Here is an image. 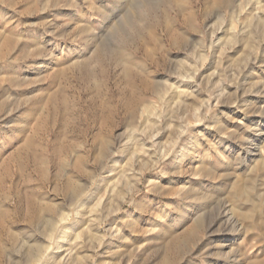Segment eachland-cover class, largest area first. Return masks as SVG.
<instances>
[{"label":"rangeland","instance_id":"374dc122","mask_svg":"<svg viewBox=\"0 0 264 264\" xmlns=\"http://www.w3.org/2000/svg\"><path fill=\"white\" fill-rule=\"evenodd\" d=\"M263 158L264 0H0V264H264Z\"/></svg>","mask_w":264,"mask_h":264},{"label":"bare ground","instance_id":"6f19581e","mask_svg":"<svg viewBox=\"0 0 264 264\" xmlns=\"http://www.w3.org/2000/svg\"><path fill=\"white\" fill-rule=\"evenodd\" d=\"M156 7V5L154 6V4H149L148 5V8L149 9H154ZM250 142V141H249ZM257 165V164H256ZM258 165H259V168H258V170L259 169H261V170H264V158L260 161V162H258ZM250 184V183H249ZM246 187H248V185L246 186ZM244 188V187H243ZM242 188V189H243ZM235 192H236V189L234 190ZM250 190H249V188L247 189H245V191L243 192L242 191V197H243V200L246 202V203H250V206H251V209L248 211V212H246L245 214L244 213H241L240 215H239V217L241 218V220L243 221V224H244V229L247 231V230H249V229H258L259 231L260 230H262V229H264V223H263V221H257V222H255V220L253 219L254 218V214L256 213V208H255V205L251 202V199H250V192H249ZM235 194V193H234ZM241 194V193H240ZM236 196V195H235ZM237 197H238V195H237ZM236 197V198H237ZM253 200V199H252ZM262 200V199H261ZM235 201V200H234ZM233 202V201H232ZM263 202V201H262ZM236 203V202H235ZM238 203V202H237ZM234 204V203H233ZM261 204V203H260ZM236 206V205H235ZM235 208V207H234ZM260 208V207H259ZM226 209V208H225ZM238 210V209H237ZM232 211V210H231ZM237 212H239V211H237ZM227 213H228V210L226 211V212H223V211H219V212H217L216 213V215L219 217H221V216H225V215H227ZM238 214V213H237ZM231 216H228L227 217V220H228V222H233L232 220H231V218H230ZM216 218V217H215ZM235 218V217H234ZM224 220H225V218H224ZM235 220V219H234ZM200 221H198L197 223H199ZM227 223V222H226ZM229 224V223H228ZM234 224H236V223H234L233 222V226H234ZM237 225V224H236ZM254 225L256 226V227H254ZM262 234L264 235V232H262ZM264 260V259H263ZM264 262V261H263Z\"/></svg>","mask_w":264,"mask_h":264}]
</instances>
